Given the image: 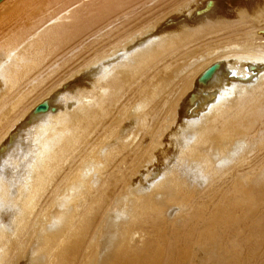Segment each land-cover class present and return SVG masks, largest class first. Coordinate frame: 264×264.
<instances>
[{
  "label": "bare ground",
  "instance_id": "obj_1",
  "mask_svg": "<svg viewBox=\"0 0 264 264\" xmlns=\"http://www.w3.org/2000/svg\"><path fill=\"white\" fill-rule=\"evenodd\" d=\"M0 264H264V0H0Z\"/></svg>",
  "mask_w": 264,
  "mask_h": 264
},
{
  "label": "water",
  "instance_id": "obj_2",
  "mask_svg": "<svg viewBox=\"0 0 264 264\" xmlns=\"http://www.w3.org/2000/svg\"><path fill=\"white\" fill-rule=\"evenodd\" d=\"M209 2V1H208ZM217 67V62H212L208 64L197 76L198 80L204 81L205 79L209 78L215 68ZM53 110V106H50L46 99H42L41 101L37 102L31 109L32 113H37L41 111H45L47 109Z\"/></svg>",
  "mask_w": 264,
  "mask_h": 264
},
{
  "label": "rangeland",
  "instance_id": "obj_3",
  "mask_svg": "<svg viewBox=\"0 0 264 264\" xmlns=\"http://www.w3.org/2000/svg\"><path fill=\"white\" fill-rule=\"evenodd\" d=\"M174 212H177V210H174Z\"/></svg>",
  "mask_w": 264,
  "mask_h": 264
}]
</instances>
